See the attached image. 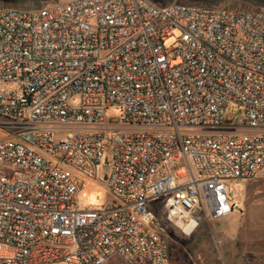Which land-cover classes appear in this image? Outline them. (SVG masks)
<instances>
[{
  "label": "built area",
  "instance_id": "obj_1",
  "mask_svg": "<svg viewBox=\"0 0 264 264\" xmlns=\"http://www.w3.org/2000/svg\"><path fill=\"white\" fill-rule=\"evenodd\" d=\"M0 117L13 130L0 140V264H170L152 204L190 236L200 215L237 207L227 182L264 170V16L151 0L0 6ZM108 152L110 199L80 209Z\"/></svg>",
  "mask_w": 264,
  "mask_h": 264
},
{
  "label": "rangeland",
  "instance_id": "obj_2",
  "mask_svg": "<svg viewBox=\"0 0 264 264\" xmlns=\"http://www.w3.org/2000/svg\"><path fill=\"white\" fill-rule=\"evenodd\" d=\"M69 0H0V6L22 11L51 7ZM157 5H165L173 1L191 6L202 5L224 8L232 11L259 13L264 16V0H151ZM172 40L166 43L170 46ZM107 117H118L120 111L111 108ZM243 116L241 107L231 104L226 110L227 126L234 131H241L238 118ZM10 130L7 121L0 117V140ZM215 132L216 130H207ZM97 167V178L86 179V187L76 195L80 209L104 205L110 199L105 188L104 176L111 168V152L106 153ZM196 179L200 180L195 171ZM179 185L182 182H178ZM231 198L237 203L232 214L220 220H212L200 215L198 226L190 236L181 233L170 222L162 204L157 201L151 209L155 213L156 224L166 238L170 256V264H264V170L258 172L250 180L227 182ZM227 230L226 233L217 231ZM51 264H65L57 262Z\"/></svg>",
  "mask_w": 264,
  "mask_h": 264
},
{
  "label": "crops",
  "instance_id": "obj_3",
  "mask_svg": "<svg viewBox=\"0 0 264 264\" xmlns=\"http://www.w3.org/2000/svg\"><path fill=\"white\" fill-rule=\"evenodd\" d=\"M217 231L221 234V233H226V232H228L227 230H225V231H220L219 229H217Z\"/></svg>",
  "mask_w": 264,
  "mask_h": 264
},
{
  "label": "bare ground",
  "instance_id": "obj_4",
  "mask_svg": "<svg viewBox=\"0 0 264 264\" xmlns=\"http://www.w3.org/2000/svg\"><path fill=\"white\" fill-rule=\"evenodd\" d=\"M180 174H182V172H180ZM179 225L182 226V223L180 222Z\"/></svg>",
  "mask_w": 264,
  "mask_h": 264
},
{
  "label": "water",
  "instance_id": "obj_5",
  "mask_svg": "<svg viewBox=\"0 0 264 264\" xmlns=\"http://www.w3.org/2000/svg\"><path fill=\"white\" fill-rule=\"evenodd\" d=\"M104 179H106V177H104Z\"/></svg>",
  "mask_w": 264,
  "mask_h": 264
},
{
  "label": "trees",
  "instance_id": "obj_6",
  "mask_svg": "<svg viewBox=\"0 0 264 264\" xmlns=\"http://www.w3.org/2000/svg\"><path fill=\"white\" fill-rule=\"evenodd\" d=\"M3 1H5V0H3Z\"/></svg>",
  "mask_w": 264,
  "mask_h": 264
}]
</instances>
